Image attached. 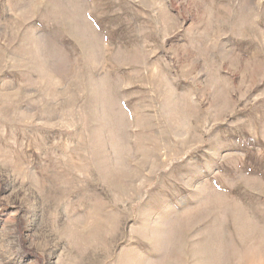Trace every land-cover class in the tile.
Segmentation results:
<instances>
[{
  "label": "rangeland",
  "instance_id": "rangeland-1",
  "mask_svg": "<svg viewBox=\"0 0 264 264\" xmlns=\"http://www.w3.org/2000/svg\"><path fill=\"white\" fill-rule=\"evenodd\" d=\"M0 264H264V0H0Z\"/></svg>",
  "mask_w": 264,
  "mask_h": 264
}]
</instances>
